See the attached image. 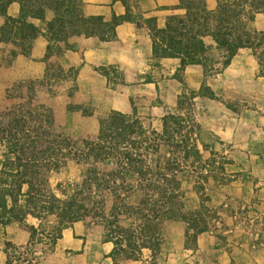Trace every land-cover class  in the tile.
<instances>
[{
    "label": "rangeland",
    "instance_id": "rangeland-1",
    "mask_svg": "<svg viewBox=\"0 0 264 264\" xmlns=\"http://www.w3.org/2000/svg\"><path fill=\"white\" fill-rule=\"evenodd\" d=\"M81 1L86 16L109 19L128 7L135 22L119 26L116 41L77 36L71 49H55L51 56L40 36L28 57L13 39H4L7 19L0 15V110L44 107L54 132L82 150V141L98 140L111 112L131 115L136 107L158 145L147 163L155 175L165 173L158 184L175 189L180 214L161 222L158 256L142 249L138 261L110 257L114 244L91 219L64 229L55 246L30 244L31 232L20 223L0 225V264H264V47L242 49L221 73L207 75L199 65L180 70L178 59H153L146 22L156 18L163 28L168 16L183 15L179 0H125L127 6L122 0ZM206 1L216 8L218 0ZM19 13L18 3L8 10L11 17ZM254 27L264 30L263 14ZM211 55L219 57L217 51ZM4 151L0 143V162ZM65 161L48 177L60 198L58 186L82 182L86 168L70 157ZM140 197L132 198L135 204ZM41 224L49 232L55 220L26 219L28 226Z\"/></svg>",
    "mask_w": 264,
    "mask_h": 264
},
{
    "label": "trees",
    "instance_id": "trees-1",
    "mask_svg": "<svg viewBox=\"0 0 264 264\" xmlns=\"http://www.w3.org/2000/svg\"><path fill=\"white\" fill-rule=\"evenodd\" d=\"M14 3L20 5L17 17L8 15ZM82 6L81 0H0V15L7 19L2 36L13 39L28 57L34 41L42 36L51 56L55 49H71L70 40L77 36L116 41L117 28L135 22L128 7L126 14L106 19L84 15ZM178 8L185 13L168 16L163 28H157L156 18L146 20L154 60L178 59L180 70L199 65L213 75L228 68L242 49L264 47V30L254 27L257 15H264V0H218L213 10L206 0H179ZM137 24L141 27V22ZM213 51L219 53L218 59L211 55ZM152 139L136 107L131 115L111 112L101 122L98 140L82 141V150L54 132L53 116L44 107L28 103L0 110V143L5 149L0 162V225L20 223L31 232L30 244L46 240L55 246L64 229L91 219L104 228L105 241L114 244L109 256L115 261H138L142 249H149L156 258L161 222L180 213L175 189L158 184L165 173L155 175L147 163L149 152L158 146ZM68 157L86 168L82 182L58 186L60 198L49 188L48 177L61 170ZM137 193L141 197L135 204L132 198ZM29 215L41 221L54 218L53 229L26 225Z\"/></svg>",
    "mask_w": 264,
    "mask_h": 264
}]
</instances>
